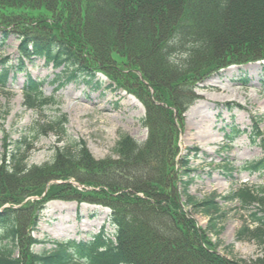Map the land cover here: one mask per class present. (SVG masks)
Here are the masks:
<instances>
[{"label": "trees", "instance_id": "1", "mask_svg": "<svg viewBox=\"0 0 264 264\" xmlns=\"http://www.w3.org/2000/svg\"><path fill=\"white\" fill-rule=\"evenodd\" d=\"M9 8L45 10L55 16L32 24L0 18V51L12 33L20 41L16 64L0 60V84L7 83L11 72L26 71L25 59L34 56L60 70L54 81L57 89L82 83L99 90L98 75L103 73L143 102L149 138L140 144L130 135L122 136L116 159H96L81 141L75 150L59 148L52 162L30 166L38 139L50 132L67 135L68 116L57 109L61 115L32 134L13 143L5 137L0 159V264H80L85 259L87 264L243 263L219 254L221 230L214 216L220 211L218 196L200 201L192 193L200 176L192 168L191 153L181 155L179 137L186 127L185 113L200 99L195 92L199 83L231 65L264 63V0H0V9ZM124 67L134 78L131 83ZM261 84L264 87V80ZM41 90L42 83L28 77L24 93L29 105L42 111L59 105ZM260 122L254 121L253 143L263 141ZM243 134L236 129L227 137L233 143ZM249 168L264 171V159ZM28 198L36 200L19 206ZM51 199L108 208L113 236L105 225L88 241L55 243L50 253H34L32 246L48 241L29 232L37 228L41 210ZM224 200L239 202L248 212L252 227L245 226L237 239L249 236L264 251V187H245ZM6 203L12 206L1 209ZM200 211L210 216L208 232L217 242L192 217ZM251 264H264V256Z\"/></svg>", "mask_w": 264, "mask_h": 264}, {"label": "rangeland", "instance_id": "2", "mask_svg": "<svg viewBox=\"0 0 264 264\" xmlns=\"http://www.w3.org/2000/svg\"><path fill=\"white\" fill-rule=\"evenodd\" d=\"M54 16L45 10L0 9L1 19L9 17L26 24L40 20L50 21ZM19 46L16 33H12L6 47L0 51V60L9 58V65L16 64L20 57ZM25 63L26 71L11 72L7 83L0 84V159L4 152L5 137L7 143H13L23 134H32L33 130L51 122L61 113L66 114L70 121L67 135L60 137L50 132L38 139L30 153V166L52 162L59 148L69 147L75 150L81 141L86 142L88 149L98 160L110 157L116 159L117 145L124 135L132 136L140 144L147 142L149 130L144 124L147 112L145 105L129 91L119 87L115 80L99 73L98 79L102 82L99 90L82 83H71L57 89L59 86L54 81L60 70L47 65L44 58L35 56L25 59ZM137 74L146 83L142 74ZM124 75L130 76L129 83L134 79L128 68H125ZM28 77L42 83L43 96H54L59 105H48L43 111L29 105V97L23 92ZM122 80L126 82L124 76ZM263 80L264 63L261 62L231 65L205 78L195 90L200 99L185 113L186 127L183 133L180 129L179 137L181 155L191 153L192 168L196 170L195 175L200 176L192 185V193L200 201L213 195L218 196L216 201L220 211L214 213L218 218V229L221 230L219 238L222 246L218 252L227 260L243 262L241 264H251L258 257L264 256V251L249 236L242 241L237 239L238 233L245 226H250L248 212L239 202L229 203L224 197L245 187L253 190L264 187V171L257 172L249 168L252 163L264 159ZM133 84L136 85L134 80ZM191 117H195L199 126L189 125ZM255 120L261 121L259 128L263 133V141L253 143L251 134ZM236 129L244 134L231 143L227 136H234ZM71 183L79 190H84L77 183ZM89 190L92 188L87 189ZM35 200L36 198H28L19 206ZM10 206L12 205L6 203L1 209ZM41 211L37 228L29 233L35 239L50 243L32 246L31 249L37 254L55 250L53 242L88 241L91 234H98L105 225L108 235L114 234V227L109 223L110 210L96 203L51 199L45 202L44 210ZM192 217L201 231L208 232L210 216L206 211L196 212ZM207 236L211 241L217 242L214 233L208 232Z\"/></svg>", "mask_w": 264, "mask_h": 264}, {"label": "bare ground", "instance_id": "3", "mask_svg": "<svg viewBox=\"0 0 264 264\" xmlns=\"http://www.w3.org/2000/svg\"><path fill=\"white\" fill-rule=\"evenodd\" d=\"M188 123H189V125H191L192 127H197V125L199 126V122H197L196 120H195V117H191L190 119H189V121H188Z\"/></svg>", "mask_w": 264, "mask_h": 264}, {"label": "clouds", "instance_id": "4", "mask_svg": "<svg viewBox=\"0 0 264 264\" xmlns=\"http://www.w3.org/2000/svg\"><path fill=\"white\" fill-rule=\"evenodd\" d=\"M187 56H188V54H185L184 59H187ZM170 59H172V57H170ZM185 67H187V66H185ZM80 264H87V260L85 259V260L80 261Z\"/></svg>", "mask_w": 264, "mask_h": 264}]
</instances>
